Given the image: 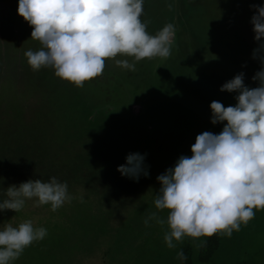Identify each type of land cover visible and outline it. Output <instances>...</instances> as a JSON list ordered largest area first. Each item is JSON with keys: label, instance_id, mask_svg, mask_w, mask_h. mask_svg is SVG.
<instances>
[{"label": "rangeland", "instance_id": "374dc122", "mask_svg": "<svg viewBox=\"0 0 264 264\" xmlns=\"http://www.w3.org/2000/svg\"><path fill=\"white\" fill-rule=\"evenodd\" d=\"M260 4L264 0H143L140 19L149 35L172 24V45L182 38L189 41L192 35L200 37L202 27L212 32L216 29L215 34L229 35L239 44L236 58L259 71V57L264 52L253 58L258 43L250 23L255 9L250 6ZM17 8L18 0H0V201L7 198L5 192L11 185L19 186L29 179L47 182L53 176L67 183L71 199L55 211L50 204L39 205L36 198H31L25 199L18 212H0V228L31 220L34 227L47 230L42 240L34 241L9 264H134L155 260V249L159 243L166 245L164 235L170 230L169 210L157 209L154 204L161 187L156 177L169 168L167 160L146 165L149 175H141L138 180L122 176L117 166L113 172L99 167L92 178L73 181V168L79 167L74 158L77 145L96 134L98 112L104 110L107 115L127 97L132 102L139 93L140 104L153 98L162 103L156 104L161 110L168 111L167 120L162 121L165 130L158 133L159 137L178 140L190 157L197 135L193 130L183 132V126L197 122V131L207 127L203 116L191 115L195 96H203L208 102L210 115L212 101L227 107V99L225 91H220L224 80L217 86L196 84V91L189 88L188 81L193 73L206 76L215 71L222 76L235 75L237 70L221 62L225 58L222 46L206 50L201 45L202 54L196 53L194 58L196 51L186 45L176 57L169 54L136 61L117 54L106 58L102 73L82 87L57 77L50 66H43V78L40 69L33 70L24 55L43 45L31 38L33 28ZM193 9L199 15L191 12ZM196 17L207 19L209 24L198 26ZM232 18H239L242 26L220 25L225 20L232 22ZM201 36L205 37L203 30ZM116 60L134 63L135 70L118 66ZM147 75L152 80L144 79ZM228 95L234 103L235 94ZM177 105L183 108L176 110ZM135 111L140 113L138 108ZM158 122L156 127L162 123ZM62 173L66 180L57 176ZM253 211L254 217L240 225L214 264H264V208ZM152 213L165 223L150 219L145 225Z\"/></svg>", "mask_w": 264, "mask_h": 264}, {"label": "clouds", "instance_id": "9594fccd", "mask_svg": "<svg viewBox=\"0 0 264 264\" xmlns=\"http://www.w3.org/2000/svg\"><path fill=\"white\" fill-rule=\"evenodd\" d=\"M250 7L255 9L250 23L258 43L253 58H257L264 52V4ZM17 11L32 26L31 38L43 45L38 51H25L31 68L50 66L57 77L79 87L100 75L105 59L117 54L136 61L169 56L175 36L172 24L155 35L146 32L140 19L143 0H18ZM259 59L261 68L252 77L257 87L246 86L241 72L220 88L238 93L235 105L210 103L211 123H222V130L198 134L191 145L192 155H181L173 167L156 177L161 187L155 207L169 210L170 230L164 235L168 248H175L173 240L180 241L185 235L199 238L220 232L230 237L233 230L239 231L242 223L254 217V209L264 208V56ZM115 63L135 70V64L128 60ZM145 157L139 152L129 153L117 171L134 180L148 176ZM67 187L55 176L47 182L29 179L19 186L11 185L5 192L7 198L0 201V212H18L25 199L31 198L39 205L50 204L55 211L70 201ZM150 219L165 223L152 213L145 225ZM46 234L45 228L34 227L31 220L16 227L5 224L0 228V264L17 259ZM205 244L201 241L200 246ZM177 259H187L182 249Z\"/></svg>", "mask_w": 264, "mask_h": 264}, {"label": "trees", "instance_id": "16d2710c", "mask_svg": "<svg viewBox=\"0 0 264 264\" xmlns=\"http://www.w3.org/2000/svg\"><path fill=\"white\" fill-rule=\"evenodd\" d=\"M198 26L202 27L201 24H198ZM202 30L205 37L201 36ZM205 30L207 32H205ZM215 31L216 29L212 32L202 27L198 34L200 37L192 35L189 41L182 38L179 43H174L171 46L170 54L176 57L186 49L185 46L188 45V47L196 51H194V58H196L198 56L196 53H200L201 55L204 49L216 50V48L222 46V51L224 52L223 56H225V58L221 60V62L224 66L236 69L237 73L235 75L243 72L244 84L250 88L252 85L254 86L253 88L257 87L258 82L253 81L252 77L258 70H254L246 62L235 57L239 44H237L234 39L230 38L229 35L225 34L223 37H220L218 36L219 33L215 34ZM201 45L204 47L203 50ZM180 48L183 49L181 52L179 50ZM42 68L43 66L40 68V73L44 78ZM46 68L47 67H45V69ZM193 75V78L189 81L187 80L190 84L189 88L195 87L196 84L199 86L200 84H216L215 86H217V84L223 83L221 80L228 81L235 76L234 74L221 76L215 71H212L206 76L203 73H193ZM147 78L152 80L151 75H147L144 79L147 80ZM194 90L196 91L197 87H195ZM225 93L226 95L224 97L227 99L226 105L234 106L236 101H234V103L230 102L228 100V98H230L228 94H235L236 96L238 93H230L228 91H225ZM135 95L137 96L133 98L132 102H130L129 100L131 99L127 97V99L121 102L118 108H115L107 115L103 113L104 110L98 112L100 114L98 121L100 122L96 129V134L89 138H85L83 143H78L77 145V154L74 158L79 167H76L77 170L73 168V181L75 179L86 180L92 178V174L97 172L95 169H99V167H104L110 172H113L115 167L126 163L125 158L129 153L139 152L142 155L146 154L145 165L165 162V160H167L166 163L169 168L174 166L181 155L187 153L185 149L186 146L181 147V144H178V140L175 139L173 142H170L159 137L158 133L165 130L164 126L162 127V125H164L162 121L167 120V115H169L168 111L161 110V107L156 105L159 103L153 98L149 101L145 100L143 104H140L139 93ZM195 99V102L192 103L194 104V109L191 115L196 118L203 116V122L207 124V127L204 126L202 130L197 131L195 128L197 122H190L189 125L185 123L186 126H183L182 131L186 132L193 130L192 133L196 135L204 131L218 134L222 130L223 124L218 123L213 125L211 123V115L207 112L209 104L203 99V96L199 98L195 96ZM159 105H162V103ZM175 107L177 108L176 110H181L183 108V106L180 105ZM136 108L140 109V113H136ZM158 121L162 123L160 126L156 127V122ZM224 123H226V121ZM168 129L169 128H167V130ZM193 142H195V139L192 141V144H194ZM91 167H93V169H91ZM62 175L63 173L57 176L61 178ZM62 179L65 178L62 177ZM235 232L236 230H233L230 237L220 232L210 237L201 236L199 238L185 235L180 241H173L176 245L175 248H168L163 243H159L157 249H155V260H151L147 263L138 260V262L134 264H214L216 257H218L226 247H229L228 242L232 240ZM201 241H206V244L200 246ZM181 249L187 257L184 261L177 259V252Z\"/></svg>", "mask_w": 264, "mask_h": 264}, {"label": "flooded vegetation", "instance_id": "af4514ba", "mask_svg": "<svg viewBox=\"0 0 264 264\" xmlns=\"http://www.w3.org/2000/svg\"><path fill=\"white\" fill-rule=\"evenodd\" d=\"M191 9V8H190ZM189 9V10H190ZM191 12H193V13H196V14H198V10H196V9H193V11H191ZM199 15V14H198ZM194 20V19H193ZM232 22H228V23H225V21L224 22H222L220 25H223V26H227V25H230V26H242V23L240 22V19L239 18H232V19H230ZM195 21H197L198 22V24L200 25H204V26H207L208 24H209V22H208V20L207 19H203V18H200V17H196V19H195ZM219 25V26H220ZM218 36H220V37H223V35L222 34H219Z\"/></svg>", "mask_w": 264, "mask_h": 264}]
</instances>
